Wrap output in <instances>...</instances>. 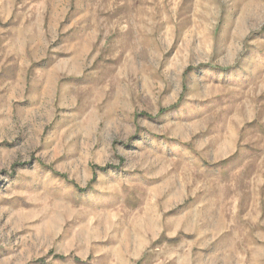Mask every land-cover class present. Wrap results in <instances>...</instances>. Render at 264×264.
Returning <instances> with one entry per match:
<instances>
[{
	"label": "rangeland",
	"instance_id": "374dc122",
	"mask_svg": "<svg viewBox=\"0 0 264 264\" xmlns=\"http://www.w3.org/2000/svg\"><path fill=\"white\" fill-rule=\"evenodd\" d=\"M0 264H264V0H0Z\"/></svg>",
	"mask_w": 264,
	"mask_h": 264
}]
</instances>
